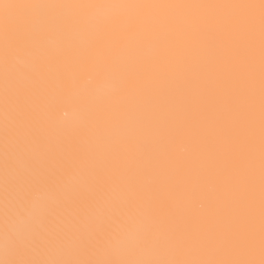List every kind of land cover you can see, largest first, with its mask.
Listing matches in <instances>:
<instances>
[{
  "label": "snow or ice",
  "instance_id": "1",
  "mask_svg": "<svg viewBox=\"0 0 264 264\" xmlns=\"http://www.w3.org/2000/svg\"><path fill=\"white\" fill-rule=\"evenodd\" d=\"M0 264H264V0H0Z\"/></svg>",
  "mask_w": 264,
  "mask_h": 264
}]
</instances>
